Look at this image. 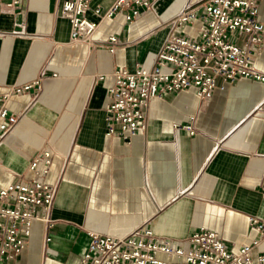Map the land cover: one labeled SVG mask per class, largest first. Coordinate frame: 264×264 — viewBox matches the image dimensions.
<instances>
[{"label":"crops","instance_id":"obj_1","mask_svg":"<svg viewBox=\"0 0 264 264\" xmlns=\"http://www.w3.org/2000/svg\"><path fill=\"white\" fill-rule=\"evenodd\" d=\"M10 1L0 0V107L11 86L40 78L41 88L4 102L22 116L0 144V187L30 178L29 161L44 148L52 153L44 179L57 185L52 224L34 220L10 264H80L88 232L122 237L142 224L174 240L206 227L231 249L257 236L247 218L264 217V81L217 77L206 101L193 87L168 93L150 102L145 129L129 142L105 135L112 72L150 68L188 0H150L131 22L126 8L110 18L94 13L114 0H91L92 43L70 41L62 0ZM258 18L264 24V0ZM111 35L121 41L112 52L103 43ZM252 59L264 72V41ZM190 116L194 134L175 127ZM262 251L264 242L253 255Z\"/></svg>","mask_w":264,"mask_h":264},{"label":"built area","instance_id":"obj_2","mask_svg":"<svg viewBox=\"0 0 264 264\" xmlns=\"http://www.w3.org/2000/svg\"><path fill=\"white\" fill-rule=\"evenodd\" d=\"M90 1L62 0L60 12L69 21L70 41L92 43L98 22L86 16ZM260 1H186L170 20V30L150 68H117L112 72L113 84L107 89L104 108L105 135H118L129 142L145 129L150 102L168 93L193 87L200 100L206 101L217 77L226 82L239 77L264 81V72L252 61L253 53L261 50L264 41V24L258 18ZM17 2L11 0L7 5ZM139 5L148 7L150 0H114L105 10L97 6L93 11L101 18H110L126 8L125 19L131 22L139 15ZM193 23L195 31L187 33L186 27ZM103 43L112 52L121 41L111 35ZM31 87L39 91L40 78L11 86L1 97L0 144L22 116V112H9L4 102L11 93ZM192 120L190 116L187 123L175 127L194 134ZM51 159V151L41 149L29 161L30 178H18L0 187V264H10L25 248L34 220L48 226L53 222L50 212L57 185L44 179ZM247 220L257 236L237 249L227 247L216 231L206 227H199L181 240L157 236L147 224L122 237L88 232L90 240L80 264H264V251L253 255V250L264 242V217L249 215Z\"/></svg>","mask_w":264,"mask_h":264}]
</instances>
